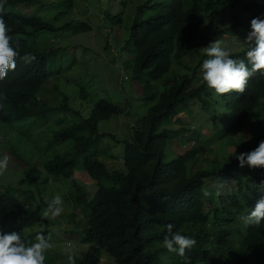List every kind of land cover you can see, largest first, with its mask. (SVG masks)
<instances>
[{"label": "trees", "instance_id": "16d2710c", "mask_svg": "<svg viewBox=\"0 0 264 264\" xmlns=\"http://www.w3.org/2000/svg\"><path fill=\"white\" fill-rule=\"evenodd\" d=\"M36 1L4 3L3 18L12 29L10 43L15 47L18 42L20 56L16 70L0 80V159L7 152L9 159L17 160L19 170H14L35 181L38 191L23 190L4 179L8 164L0 175V230L22 231L33 241L37 232H43L50 234V241L60 242L51 229H36L47 221L41 215L51 201L50 197L45 201L44 194L54 192L48 187L69 181L70 197L75 199L71 216L86 214L83 240L90 244L76 264H102L104 250L117 264H185L163 247L169 223L174 232L196 240L186 250L188 264H264V222L246 226L241 219L255 206L252 197L264 195V169L240 167L233 152H226L228 146L237 153L250 151L264 140V76L252 77L243 94L218 97L203 81L200 68L207 58L203 49L215 40L213 36L229 32V25L242 33L251 15L264 16V2L146 0L137 6L136 20L124 34L122 14L106 15L114 32L104 50L114 47L123 78L140 92L128 102L132 107L138 100L141 110L131 139L125 140L124 170L110 169L101 159L102 137L111 134L99 130L100 122L124 111L120 104L100 97L84 117L70 106L68 97L52 103L43 96L53 80L55 89H62L63 73L70 67L56 59L50 68L60 48L48 47L38 38L39 33L58 28L38 16L7 11ZM72 5L69 1L58 14H68ZM228 16L231 23L224 29L220 23ZM64 26L74 33L92 29L88 21ZM204 40L202 48L194 47ZM26 53L35 60L26 63L22 58ZM231 54L247 62L246 57ZM77 81L72 92L90 102V82ZM24 124L31 128L21 132ZM30 140L33 156L23 148ZM180 147L184 151L176 152ZM79 163L98 185L92 197L75 178ZM225 183L228 186L222 189ZM206 190L210 196H204ZM62 191L65 201L67 188ZM52 256L45 264L59 261Z\"/></svg>", "mask_w": 264, "mask_h": 264}, {"label": "rangeland", "instance_id": "374dc122", "mask_svg": "<svg viewBox=\"0 0 264 264\" xmlns=\"http://www.w3.org/2000/svg\"><path fill=\"white\" fill-rule=\"evenodd\" d=\"M69 1H72V10L65 15H59V10L64 6H69ZM146 0H38L29 4H19L14 7H9L8 12L16 13L24 16H38L54 24L58 30L56 31H43L39 33L38 38L42 42H47L48 47L60 48L58 54L51 58L53 61L50 68L56 64L54 60L59 59V63L65 67L70 66L64 73V80H61L60 87L62 89H55L54 80L48 85V89L43 92V96H47L48 100L52 103L57 101H63L64 97H68L69 104L77 110H80L84 117L88 116L91 110V105L97 102L100 97L112 99V101L121 105L124 111L109 120H104L99 124V130L102 133L111 134L102 137L104 148V154L101 159L105 161L110 169L123 168L125 170L123 153L125 148V140H130L132 136L133 126L136 124L135 120L138 118L137 113L141 110V106L137 104L138 100H135L130 107V102L134 97L140 95L138 89L131 87L129 79H124L122 75L121 60L116 61V50L114 47L110 50H104L106 40L114 30L110 20L106 19V15L110 14L113 17L121 15L124 20L122 27V34L129 32V28L136 20L138 13V5H142ZM80 21H88L91 23L92 29L85 33H74L71 28L64 26L65 24L72 22L77 24ZM226 24V22H225ZM119 26H115V29ZM120 29V28H119ZM226 40H229L227 33L223 34ZM214 39H218L215 37ZM245 44V42H243ZM206 45V41L203 43L200 41L194 47L202 48ZM187 60V59H186ZM188 61V60H187ZM118 64H117V63ZM197 62V60H196ZM91 68V73L88 75L86 71ZM69 80L70 83H67ZM78 80V81H77ZM88 83L90 86L87 90L91 95L92 100L87 102L81 97L72 92V87L75 82ZM66 93V94H65ZM59 103V102H58ZM129 104V106H127ZM63 115L59 113L58 116ZM181 118L186 123L190 122V118L181 114ZM199 120V118H197ZM28 128L27 124L21 126V132H26ZM24 151L30 152V156H33L36 151H32L34 148L33 141L30 140L24 143ZM176 150V152H183L184 149ZM235 147H227L226 152L230 153ZM182 150V151H181ZM32 151V152H31ZM180 151V152H179ZM5 155H9L4 152ZM112 154L116 155L115 158ZM16 162V165L13 164ZM17 160L9 159L8 164L10 170L6 172V180L13 182V186H18L23 190L33 189L37 190L36 182L30 180L26 175L19 170L17 166ZM12 168V169H11ZM17 174H16V173ZM76 180L86 188L89 196L92 197L97 190L96 180H94L89 173L85 170L84 165L79 163L75 168ZM1 185V183H0ZM68 186V187H67ZM227 183L222 185V189H226ZM71 183L69 181H56L51 183L48 188H53L54 192L46 191L44 194V200L48 201L53 197L63 194L62 190L67 188L68 194L66 200L63 199L64 212L60 217L56 219H50L42 224L36 230L48 231L51 229L57 236L61 238L60 242L50 241L52 244L51 249L46 253V257L49 254H55L56 264H69L68 255L73 254L76 260L79 256H82L85 251L88 250L90 244L83 240V229L85 228L87 216L83 213H79L75 218H72V208L75 207V199L70 197ZM70 189V190H69ZM76 195V191H74ZM62 197V196H61ZM79 211V209L77 210ZM73 232V233H71ZM78 233V234H77ZM77 234V235H76ZM46 259H49L46 258ZM102 264H117L115 259L111 257L109 252L103 251Z\"/></svg>", "mask_w": 264, "mask_h": 264}, {"label": "clouds", "instance_id": "9594fccd", "mask_svg": "<svg viewBox=\"0 0 264 264\" xmlns=\"http://www.w3.org/2000/svg\"><path fill=\"white\" fill-rule=\"evenodd\" d=\"M5 2L6 0H0V80H4L9 71L16 70V58L20 56L18 42L15 47L10 43L13 37L8 33L12 29L6 25L3 18ZM230 23L231 17L228 16L220 24L226 29V25ZM244 27L243 32L238 33L229 25V32H225L230 42L223 37L225 33L223 32L213 36L218 39L210 41L203 49L207 58L203 59L200 66L202 79L218 97L232 92L243 94L252 77L257 73L264 76V16L251 15ZM246 47L249 48L248 51L245 50ZM231 53L246 57L247 62L245 59L233 58ZM22 58L26 63L35 60V56L28 53ZM232 152V156L238 161L240 167L247 165L251 169H264V140L250 151L237 153L235 148ZM8 161L7 155L0 159V175L7 170ZM210 195L209 191H204V196ZM252 203L255 206L246 215H242L241 219L246 226L259 227L264 222V195H254ZM63 212V199L57 195L43 210L41 219H56ZM173 228L174 225L171 223L166 226L167 234L163 238V247L169 252L176 253L185 261V264H188L190 257L186 255V250L192 249L196 245V240L179 231L174 232ZM50 239V234L45 235L43 232H37L33 241L22 231L0 230V264H45L46 253L52 247ZM68 260L69 264H75L73 254L68 255Z\"/></svg>", "mask_w": 264, "mask_h": 264}]
</instances>
